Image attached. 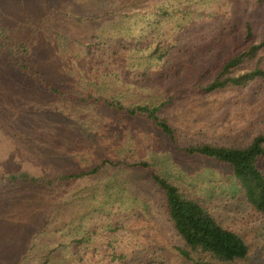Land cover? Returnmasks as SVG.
Segmentation results:
<instances>
[{"label":"rangeland","instance_id":"rangeland-1","mask_svg":"<svg viewBox=\"0 0 264 264\" xmlns=\"http://www.w3.org/2000/svg\"><path fill=\"white\" fill-rule=\"evenodd\" d=\"M0 22V264H190L151 172L242 235L245 264H264V216L230 166L184 151L264 133V78L204 90L235 49L264 41V0H0ZM6 35L67 93L24 81ZM254 66L264 46L232 74ZM106 100L159 106L175 141Z\"/></svg>","mask_w":264,"mask_h":264},{"label":"trees","instance_id":"trees-1","mask_svg":"<svg viewBox=\"0 0 264 264\" xmlns=\"http://www.w3.org/2000/svg\"><path fill=\"white\" fill-rule=\"evenodd\" d=\"M246 29L247 33L251 34L249 24H246ZM5 30V25L0 22L2 36L7 34ZM7 36L10 40L7 53L9 55L17 53V64L13 69L17 68V74L24 81L31 78L56 97L67 93V90L64 91L61 86L55 85L35 69L24 44L14 42L16 39L11 35ZM263 46L264 41H261L243 49L241 45V50L235 49L221 63L217 74L206 84L204 90L212 92L227 86H241L254 79L264 78V69L257 66L243 73L232 74L235 68L254 58ZM105 105L119 112L122 111L130 117L136 116L149 120L169 141H175L172 127L158 115L159 106L125 107L118 101L108 100L105 101ZM184 151L190 155H199L228 164L246 201L264 216V175L258 167V163L264 161V133L257 134L246 146L202 143L185 147ZM112 164L109 160H103L89 170L67 175V177L94 174L103 166ZM131 166L141 169L147 167V163L139 162ZM150 179L160 191L168 220L181 239V245L176 246L180 256L190 264H245L244 261L249 257V247L242 235L224 227L205 205L184 195L175 184L166 178L151 172Z\"/></svg>","mask_w":264,"mask_h":264}]
</instances>
